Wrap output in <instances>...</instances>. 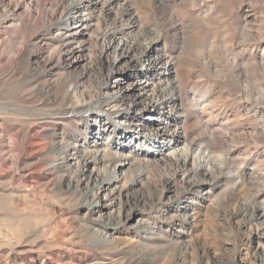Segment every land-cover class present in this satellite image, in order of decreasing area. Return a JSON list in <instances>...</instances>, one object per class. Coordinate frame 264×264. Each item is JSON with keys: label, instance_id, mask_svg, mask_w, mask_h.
Masks as SVG:
<instances>
[{"label": "rangeland", "instance_id": "374dc122", "mask_svg": "<svg viewBox=\"0 0 264 264\" xmlns=\"http://www.w3.org/2000/svg\"><path fill=\"white\" fill-rule=\"evenodd\" d=\"M0 264H264V0H0Z\"/></svg>", "mask_w": 264, "mask_h": 264}, {"label": "bare ground", "instance_id": "6f19581e", "mask_svg": "<svg viewBox=\"0 0 264 264\" xmlns=\"http://www.w3.org/2000/svg\"><path fill=\"white\" fill-rule=\"evenodd\" d=\"M123 46V45H122ZM151 54V53H150ZM157 56V55H156ZM155 56V57H156ZM165 56V55H164ZM120 57V56H119ZM119 57L116 59L115 63H118L120 61ZM153 57L151 55V58L153 60ZM159 58V57H158ZM158 58H155L154 60V63L157 64L158 68L160 69V71H163V72H166V73H169L171 74V72L173 71L172 69V65H171V62L170 60L166 59H163V61L161 62H158L156 61ZM160 60V59H159ZM157 68V69H158ZM147 69V68H146ZM114 73V72H113ZM112 74V73H111ZM113 80H110L109 83H107V91H111L113 88H115L117 85H119V81L120 79H118V75H114L113 77ZM105 97L107 98V102H110L112 104H114V102L118 101L119 99V96L118 95H110L108 93V95H105ZM175 99V98H174ZM175 103H177V99H175L174 101ZM170 105V104H168ZM88 111V110H87ZM108 113L105 114V115H110L112 120H114V123L115 122H118V119H120L123 115H124V112L123 110L121 109H117L116 111H110L107 110ZM73 113V112H72ZM130 113V112H129ZM157 114V113H156ZM121 121V120H120ZM167 121V120H166ZM123 123V122H121ZM167 123V122H166ZM107 125V124H106ZM119 125V124H118ZM140 126V125H139ZM166 126V124H165ZM166 128V127H165ZM113 129V128H112ZM158 130L159 131H162V128L161 127H158ZM110 139V138H109ZM125 165L123 163V161H120L117 165H115L114 169H112V171L110 172V174L108 175L107 178H105L100 184L97 185L96 188H94L92 191H91V194H92V197H93V201H91L90 203H88L89 207L91 210H96V211H99V208L101 206V201H102V198L100 197L101 193L103 192V190H105V187L106 186H109V185H112L118 181H120L122 178H123V172H121V170H118L121 166ZM102 236V234H101ZM108 236V235H107ZM108 239L107 238H99L98 240H96L94 242L95 245H106L108 243Z\"/></svg>", "mask_w": 264, "mask_h": 264}]
</instances>
